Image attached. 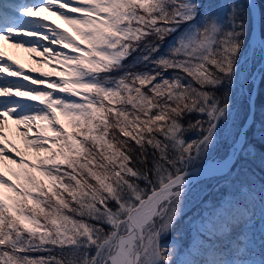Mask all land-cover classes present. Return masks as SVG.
<instances>
[{
	"label": "snow or ice",
	"instance_id": "6c2138e0",
	"mask_svg": "<svg viewBox=\"0 0 264 264\" xmlns=\"http://www.w3.org/2000/svg\"><path fill=\"white\" fill-rule=\"evenodd\" d=\"M0 41L63 68L0 45V264H264V0H0Z\"/></svg>",
	"mask_w": 264,
	"mask_h": 264
},
{
	"label": "rangeland",
	"instance_id": "374dc122",
	"mask_svg": "<svg viewBox=\"0 0 264 264\" xmlns=\"http://www.w3.org/2000/svg\"><path fill=\"white\" fill-rule=\"evenodd\" d=\"M19 2H25L24 0H19ZM52 13V12H51ZM49 19V22L55 24V25H59L61 28H66L68 29L69 31H72V29L70 28L69 25L66 24L65 21H63L62 19H60L59 16L57 15H54L52 14V18H48ZM60 20H62V23H60ZM27 46H25L26 48ZM12 51L16 48V46H12ZM20 48V47H18ZM22 48V47H21ZM28 53V50L26 51ZM55 69H58L59 71H57V74L56 76H53L52 78L53 79H58L59 78V74H62L63 73V68H58V67H55ZM56 72V71H55ZM36 77V76H34ZM43 87H47V85H43ZM23 99H26L27 98H23ZM258 99V98H257ZM29 103H36L38 104L39 102H34V101H28ZM236 120H235V127L236 128H239L241 126L244 125L246 119L248 118V114H249V107H248V99L247 97H238L236 99ZM256 112H257V105H256ZM263 113V114H262ZM256 117V116H255ZM262 124H264V112H261L260 116H258V120L256 121L255 120V123H254V128L256 129L257 127L256 126H261ZM16 126H18L17 124H15ZM22 127L20 130L18 129H15V128H12L10 125L7 126V130L9 132H11V135H13V137L16 138L17 135H19L20 131H24L25 128L23 126H20ZM33 130L35 131V134L33 135L34 137L37 136L39 134V131L38 129H36L35 127H33ZM51 134V133H49ZM25 144V143H24ZM25 147H27L26 149H28L29 151H27V153H25L24 150L21 149V146H18V148L27 156L29 157L30 159H35L36 157V153L34 151L33 148H30L28 147L26 144H25ZM226 151V144L224 141L221 142L219 148H218V152L219 154L223 155L224 152ZM258 160H259V156H257ZM5 165H2L0 166V170H3L5 173H7L8 175H11V173L8 171V168H9V165L12 167V168H16L17 165L15 164H8V162H4ZM259 165V164H258ZM257 165V166H258ZM255 171H256V174H258V170L255 168ZM241 178H244L243 177V174L241 175ZM216 184V183H215ZM215 185H214V181H203L201 184L198 185L197 187V191L203 196V198L205 200H210L208 197H209V194L210 192L211 193H215ZM219 196L216 195V198ZM194 209V208H192ZM191 209V211H192ZM190 211V212H191Z\"/></svg>",
	"mask_w": 264,
	"mask_h": 264
},
{
	"label": "bare ground",
	"instance_id": "6f19581e",
	"mask_svg": "<svg viewBox=\"0 0 264 264\" xmlns=\"http://www.w3.org/2000/svg\"><path fill=\"white\" fill-rule=\"evenodd\" d=\"M52 14L53 13H51L49 11H44V12H42L41 17L52 18ZM60 23L64 24L62 22V20H60ZM28 39H37V37H28ZM1 43H4V41H0V45H2V50L7 54H8V52H10L11 58L14 61H16L18 64L23 65L26 73H30L36 77H42L43 73H46V72L57 73V71H59L58 69H55V67H57L56 62L55 61H52V62L45 61L43 59V57L41 56L40 52H32L28 49V47L18 48L17 46L12 51V48L10 45L8 46L7 43H4V44H1ZM44 43L47 44L48 42L44 41ZM27 50H28V53L26 52ZM42 51L43 50L41 49V52ZM58 68H62V67H58ZM33 69H36L37 71L35 73H33L32 72ZM10 79H15V78L10 77ZM25 82L30 83V81H25ZM15 124H16L15 120H9L8 124L4 128V131L7 133L9 139L14 141L17 146H21V149L24 151L26 150L25 153H27V151H29V150L26 149L27 147H25L24 138L21 135L22 132L26 131V129L24 131L21 130L19 135L16 136V138L13 137V135H11V132H9L6 129L7 126H9V125L12 128H15L18 130H20L22 128L20 126H16ZM34 134H35V131L32 128L31 133H29V139L34 138V136H33ZM8 164H10V162H8ZM3 165H5V164H3Z\"/></svg>",
	"mask_w": 264,
	"mask_h": 264
},
{
	"label": "trees",
	"instance_id": "16d2710c",
	"mask_svg": "<svg viewBox=\"0 0 264 264\" xmlns=\"http://www.w3.org/2000/svg\"><path fill=\"white\" fill-rule=\"evenodd\" d=\"M131 61H129L130 63ZM114 75H118L117 73H114ZM261 112H264V82H261L260 84V87H259V93H258V99H257V112H256V117H255V120L257 121L258 120V116H260ZM263 114V113H262ZM198 117L193 115L191 117H188L187 119H192V120H195L197 119ZM257 128L260 127V126H256ZM257 128L255 129L254 128V124L252 126V128L249 130V137L250 139L253 140V142L255 143L257 149H259L260 151H264V141H261L258 137H255L253 135V133L256 132ZM188 136L190 138H194V133H188ZM258 158V157H257ZM259 160L256 159V162L255 164H253V168L257 169L258 170V174H257V177H259L260 175H264V172L261 171L260 167H259ZM258 165V166H257ZM216 181H214V185H215ZM219 193L215 190V193H211L209 194V199L212 200V199H215L216 198V195H218ZM197 209L194 208L192 209L191 212H189L188 214L191 215L192 212L196 211ZM260 226H261V222L259 220H257L256 224H255V228H256V231H257V234H259V229H260ZM40 253H35L34 255H39Z\"/></svg>",
	"mask_w": 264,
	"mask_h": 264
},
{
	"label": "water",
	"instance_id": "95a60500",
	"mask_svg": "<svg viewBox=\"0 0 264 264\" xmlns=\"http://www.w3.org/2000/svg\"><path fill=\"white\" fill-rule=\"evenodd\" d=\"M258 87H259V85H258ZM258 93V92H257ZM256 100H257V94H256V97H255V112H256ZM246 121H247V119H246ZM245 121V122H246ZM245 124V123H244Z\"/></svg>",
	"mask_w": 264,
	"mask_h": 264
}]
</instances>
